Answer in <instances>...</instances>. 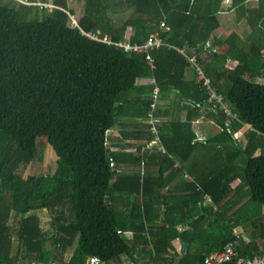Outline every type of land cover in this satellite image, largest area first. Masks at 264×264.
<instances>
[{"label":"trees","instance_id":"16d2710c","mask_svg":"<svg viewBox=\"0 0 264 264\" xmlns=\"http://www.w3.org/2000/svg\"><path fill=\"white\" fill-rule=\"evenodd\" d=\"M50 2L54 6L45 5ZM78 4L83 12L73 26L69 13ZM226 6L250 25L246 35L211 36ZM226 6L223 0H0V264L25 259L87 264L93 256L121 264L123 255L136 259L141 251L151 263L204 264L206 254L229 241L241 255L261 250L255 238L259 230L264 236V221L252 219V239L244 242L235 235L238 219L229 216L226 206L234 178L241 188L248 185V202L264 206V0H230ZM120 8L129 12L122 22L115 16ZM152 32L166 43L150 54L118 44L142 42ZM106 35L111 41L103 39ZM205 45L211 58H205V71L237 112L236 119L229 120L199 83L185 79L190 62L181 49L200 52ZM139 77L153 78L163 93L175 91L190 106L186 120L160 124L166 152H141L153 137L147 113L154 84L140 86ZM203 108L223 127L208 141L215 147L210 146V155L224 160L210 161L203 169L183 163L164 176L175 158L186 160L195 150L198 137L191 120ZM134 111L146 115L142 122L148 132L136 149L142 169L125 172L123 152L112 149L111 132L126 112ZM240 133L245 143L238 140ZM41 139L55 150L56 167L52 174L24 177L19 168L40 157ZM233 160L239 164L232 165ZM154 163L158 174L145 171ZM185 170L194 180L183 182L190 193L182 197L187 206L176 217L172 194L159 189ZM206 193L211 204L203 202ZM118 195L133 198V214L119 209ZM162 202L165 207L155 204ZM39 208L51 212L49 226L33 211ZM14 214L19 216L15 228L9 225ZM128 226L134 227L133 237L125 235ZM212 226L216 232L209 230ZM199 240L209 245L194 248ZM69 247L73 252L65 260ZM168 252L173 256H164Z\"/></svg>","mask_w":264,"mask_h":264},{"label":"crops","instance_id":"0c3cea01","mask_svg":"<svg viewBox=\"0 0 264 264\" xmlns=\"http://www.w3.org/2000/svg\"><path fill=\"white\" fill-rule=\"evenodd\" d=\"M223 3L226 6V4L228 2L223 0ZM229 10H236V9H230V8L228 9L226 6L225 9H223L221 11H229ZM220 17L221 16H220V12H219V16H218L219 20H221ZM237 19H238V17H237ZM243 19L244 18H242L241 20H243ZM220 27H217L215 30H213V32L211 33V36L216 35L217 37L224 39L223 35H219L216 32V30L219 29ZM206 46L207 45H205L204 46L205 49L201 50L200 52H196V51L188 50V49L186 51V49H184V48H182V51L185 52L187 54V56H196L198 58V60L200 61L201 65L203 66V68L205 69V67H204L205 65H203V62H202L203 57H204V56H202V54L205 55V53L206 54L208 53L207 52L208 48ZM141 78H142V79H140L141 81L140 80L137 81V84L140 86L148 87L150 85H153L155 82V80L151 77H141ZM185 79L188 81L194 80L196 82L198 80V75H197V72L195 70V66L191 62L185 68ZM139 93L140 92H138L134 96L136 97V95H139ZM165 93H166V95H165ZM141 99H142V97H141ZM158 109H159V115H161V117L160 116L159 117H160V121L162 124V122L164 120H174V119H180L183 121L186 120L190 106H189L188 102H186L184 99H182V97L179 96V94H177L175 91H170V92L166 91L163 93L160 90ZM160 113H162V114H160ZM125 115L126 116L122 117V120H123L122 124H121V122H120V124L119 123L116 124L114 129H113V132H115L118 135V136L117 135H115V136L120 137V138H116L114 136L111 138V141L116 144L115 146L112 147V149L116 148V150H120L121 152H123L121 155V162H120L121 163L120 166H121L122 171L132 172L134 170H137V169L139 170L141 168L140 163L135 158V156L137 155L136 149L140 148L141 143L146 139L145 137L147 135L146 133L148 132V130H147V127L145 126V124H143V122H142L143 119H146L145 114H138V113H136V111H134L133 113L126 112ZM191 130L193 132H195L196 136L198 137L197 146H196L195 150H193L191 156H189V158H186V160L175 158L173 168L170 167V165H169L168 167H166L164 169V176L169 174L170 172L172 173L174 168L182 167L183 163L187 167L196 164V165H198V168L203 169L204 166H206L207 163H209L210 161L216 162L219 164V158L224 160L223 157H221L219 155H215L213 153H212V155H210V153L213 150L210 147L212 144H210V142L208 140L213 139V137L215 135H217L220 131L223 130L222 125L215 118V116L213 115V113L211 111H208V109H206V108L201 109L200 115L193 117L191 120ZM240 137L242 138V137H246V136L244 133L243 134L240 133L238 135V139ZM117 139H119L120 141ZM212 146L214 147V145H212ZM217 147L220 149V147H222V146H220L218 143ZM214 149H215V147H214ZM219 149H217V150L219 151ZM113 150H115V149H113ZM259 152H260V148L257 150L256 153H259ZM214 159H216V160H214ZM238 164H239V162H236L235 160H233L232 165H238ZM158 169L159 168L157 167V163H154V165L150 164L149 168H146L145 171L148 170V171L154 172L155 174H158ZM192 180H194L193 175L185 170L176 176H171L169 183L166 186H164L162 189H159V190H162L163 193L172 194L173 198L171 199L170 203H172V204L174 203L178 207L174 210L176 217H178V214H179L178 211H180L182 207L187 206V203H185V199H182V197L184 195H187L188 193H190V191H187L183 187L184 186L183 182L192 181ZM175 186H176V189H175ZM245 192H246V190L239 186V181L236 180V178H234V186L231 189V194H233V196H231V197H233V198L228 200L226 208L228 209L229 216H231L233 218V220L238 219V224H236L234 229H233L235 232V235H238L240 238H242V240H244V242H249L250 239H252L251 238V232H249V228L251 227V224H252L251 221L253 218H254L253 220L259 219V221H260V219H261L260 216L264 212V206H261V207L253 206L250 202H248L249 196ZM246 195H247V198L245 200H243V198ZM122 200H123L122 205H124L123 211H126L127 214H130V213L133 214L134 213V206L132 205L133 198L130 197V195H129V197H125ZM181 203H182V205H181ZM155 204H157V205L159 204L161 206H164L163 202L162 203H155ZM231 212H232V214H231ZM211 220H212V218L210 220L209 219L205 220L203 223L204 226L208 225L209 222H211ZM233 220H232V222H233ZM178 225H179V227L184 228V225H181L180 223ZM128 227L129 228L125 231V235L128 237H133L135 234L134 227H130V226H128ZM238 228L241 229V231L238 230ZM244 229H247L248 230L247 233H249L250 235L246 234L247 236L244 237V235L241 233L242 231L246 232V230H244ZM185 245H186V249H187L189 243H186ZM208 245H209V241H206L203 244H201V240H199V241H196L194 243V248H200L201 249L202 247H207ZM211 245H213V242ZM261 250H264V248H262ZM165 255H167L166 257L169 256L168 253H166ZM122 258H123V262L121 264H143V262H146L147 258L150 259L149 254L143 253L142 251H141L140 256L137 257L136 259H133L130 257V260L125 262L123 256H122ZM88 261L93 263L91 261V258Z\"/></svg>","mask_w":264,"mask_h":264},{"label":"built area","instance_id":"2783aa9c","mask_svg":"<svg viewBox=\"0 0 264 264\" xmlns=\"http://www.w3.org/2000/svg\"><path fill=\"white\" fill-rule=\"evenodd\" d=\"M229 2L230 0H225ZM45 5L52 7L54 6L51 2L46 3ZM78 19L75 12L69 13V22L71 25H79ZM162 24H164L162 22ZM83 33L86 35L99 39L100 32H87L82 30ZM104 40L111 41L108 36L103 37ZM166 42L164 39L159 35L158 32H152L148 35V37L142 42H131L130 40H123L120 41L118 44L121 45L126 51H139V52H147L150 54V50L154 48L161 47ZM182 50V49H181ZM188 60L194 64L195 70L198 75L197 82L199 83L200 87L205 90L208 95V98L213 103L217 104L219 108L226 114L229 120H233L238 118V114L234 111L229 104L225 101L224 94L218 89V87L213 83V80L210 75H208L201 65L200 61L196 56H187ZM149 61L152 65H154V58L153 56H149ZM153 99L150 104L149 112L147 113V119L150 122L149 131L153 135V137L144 142L142 146L141 152L144 153L146 151H160L166 152V147L163 144L160 136V129L159 126L161 124L160 117L156 114L158 109L159 103V96H160V87L157 84H154L152 90ZM144 165V163H143ZM204 204H211L212 198L211 195L206 193L204 194ZM214 208L216 205L213 204ZM234 260L236 264H264V250L255 252L252 255H241L238 248L235 246V242L229 241L225 243L222 248L212 251L205 255L204 257V264H224L225 262Z\"/></svg>","mask_w":264,"mask_h":264},{"label":"rangeland","instance_id":"374dc122","mask_svg":"<svg viewBox=\"0 0 264 264\" xmlns=\"http://www.w3.org/2000/svg\"><path fill=\"white\" fill-rule=\"evenodd\" d=\"M249 2H251V1H249ZM78 5L79 6H76L77 9L75 12L77 18H79L80 14L83 12V5H80V4H78ZM117 11L118 12H116L117 14H115V16H116V19L118 22L124 21L125 18L129 15L128 11L125 12L121 8ZM220 16H221L220 17L221 20H219V23H220L221 27L219 29H217L216 32L219 35H223L224 38H227L228 36H231L234 33L241 35V36H244L251 29L250 25H248V23L245 21V19L240 20V21L237 19V17H238V11L237 10L220 11ZM221 51H223V50H221ZM202 56H204L203 57L204 61L202 60L203 65H206L205 64L206 63L205 58H207V60H209L211 58L209 57L208 53L207 54L205 53V55L202 54ZM222 63H223L222 61L217 63V69L218 70H220L222 68L221 67ZM140 79H142V78L139 77L137 79V81H139ZM160 114H162V113H160ZM159 116L161 117V115H159ZM115 135H117V134L112 131L111 136L114 137ZM117 136H115V137L120 138ZM117 140H119V139H117ZM238 140L245 143L247 138L246 137H242V138L240 137ZM38 147H39V156L40 157H38V159H35V160L29 162L27 165H23L19 168V171L21 172V174L24 177H27L28 175H32V174H39V173L52 174L55 167H56L57 154H56L55 150L53 149L52 145L50 143L44 141L43 139H41V141H39ZM113 149L116 150V148H113ZM248 192H249V187L247 185L245 193H248ZM246 198H247V195L243 198V200H245ZM122 199L123 198L120 195L116 196V204L120 210H124V205H122V201H123ZM259 207H261V206L259 205ZM33 211L39 215L40 222L43 226H49L50 221H51V212L47 208H39V209H36ZM231 214H232V212H231ZM18 217H19L18 215L14 214L9 221V225H11L12 227L15 228ZM260 217H261L260 220L264 221V212L262 213V215ZM260 227H261V224L258 223V225L256 226L257 231L260 229ZM254 228H255V226L253 224H251V227L249 228V232H251ZM209 230L213 233V232H216L217 228L215 226H212L209 228ZM238 230L241 231V229H239V228H238ZM244 230H246V232L242 231L241 233L244 235V237H246L249 233H247L248 232L247 229H244ZM260 232H262V231L259 230V234L256 235L255 240H256V243L258 245H260V248L262 249V248H264V236H260ZM17 249H18V241H15L13 253H16ZM72 252H73V247L67 248L64 252V259L68 260L70 255L72 254ZM165 254H164V256H167ZM168 255H169L168 257L173 256L172 252H168ZM123 257H124L125 262L130 260V257L127 255H123ZM167 262H169V260L165 261L163 259H160V260H157L156 262L151 263L150 259L147 258L146 262H143V264H166ZM87 264H93V263L88 261Z\"/></svg>","mask_w":264,"mask_h":264},{"label":"flooded vegetation","instance_id":"af4514ba","mask_svg":"<svg viewBox=\"0 0 264 264\" xmlns=\"http://www.w3.org/2000/svg\"><path fill=\"white\" fill-rule=\"evenodd\" d=\"M51 263H54V264H66V263L59 262V261H52V262H50L48 264H51ZM22 264H45V263L44 262H37V261H34V260L25 259Z\"/></svg>","mask_w":264,"mask_h":264},{"label":"water","instance_id":"95a60500","mask_svg":"<svg viewBox=\"0 0 264 264\" xmlns=\"http://www.w3.org/2000/svg\"><path fill=\"white\" fill-rule=\"evenodd\" d=\"M91 259L95 260V264H106L104 261L101 260L100 256H93ZM51 264H54V263H51Z\"/></svg>","mask_w":264,"mask_h":264},{"label":"clouds","instance_id":"9594fccd","mask_svg":"<svg viewBox=\"0 0 264 264\" xmlns=\"http://www.w3.org/2000/svg\"><path fill=\"white\" fill-rule=\"evenodd\" d=\"M155 83V82H154ZM230 106V105H229ZM231 107V106H230ZM218 108H219V106H218ZM232 108V107H231ZM220 109V108H219ZM221 110V109H220ZM222 111V110H221ZM224 113V112H223ZM225 114V113H224ZM91 261H93V264H95V260H92L91 259Z\"/></svg>","mask_w":264,"mask_h":264}]
</instances>
